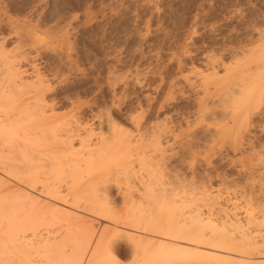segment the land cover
Listing matches in <instances>:
<instances>
[{
    "label": "rangeland",
    "instance_id": "rangeland-1",
    "mask_svg": "<svg viewBox=\"0 0 264 264\" xmlns=\"http://www.w3.org/2000/svg\"><path fill=\"white\" fill-rule=\"evenodd\" d=\"M1 40L4 41L6 50H12L21 40L31 63L51 81L45 95L47 105L54 108L55 113L61 114L64 120L72 118L69 121L80 122L81 126L88 128L86 131L91 128L92 132H97L100 114L104 118L107 115L115 128L123 130L122 133L125 132L135 140L136 146L146 144L151 139V125L153 127L156 124V127L159 123L167 124L171 133H174L160 137L165 150L172 144L164 151L165 160L159 162L161 165L142 160L143 157L152 155L148 151L151 146L144 151L145 146L142 145V148L139 145L134 157L139 156L144 162L141 163L136 158L135 168L132 167L129 173L112 175L111 180L102 184L97 181L94 185H81L82 189L88 185L83 190L85 192H88L90 186V189L98 187L94 194H101L108 187V198L113 208L115 207L114 210L118 211L116 214L120 215L122 210L121 196L125 192H131L136 197L137 189L143 184L157 189L164 187L169 195L193 200L195 204L191 201L190 206H195L196 210L201 209L202 212L212 208L208 206V210H205L207 205L203 203V199H209L216 193L220 194L223 203L229 198L231 202L235 199L238 201V192L264 198V91L254 93L259 94L262 104L259 109L250 112L247 126L241 128L237 135V125L227 122L226 125L218 123L216 126L214 120L210 119V113H205L203 117L197 114L195 89L187 86L183 80V76L190 75L192 79H196L199 72H205L203 59L206 54L226 63L230 59L229 51L239 58L242 52L247 53L253 48L252 54L261 62L260 72L264 73V0H0V42ZM179 58L181 67L176 63ZM217 72L219 75L223 73L222 69H217ZM52 77L54 80H51ZM167 93L170 94L169 97ZM74 106L75 109H72ZM205 124L210 129L219 126L222 128L214 134L208 131L206 133V129H202ZM102 128H105V124ZM172 135H175L178 143L171 139ZM96 138L94 136L93 140ZM166 141L171 144H166ZM179 142L184 146H179ZM76 144L74 141L75 146ZM0 179V200L7 198L10 204L19 202L18 205L26 200L23 195L28 187L26 181L15 179L6 173H0ZM51 182L47 180V183ZM55 183L57 191L61 192L59 195L53 194L51 198L42 193L40 184L32 189L40 194L34 193L39 196H35L36 200L40 198L38 201L41 204L48 203V208L49 205L54 206L53 201L57 202L52 208L53 211L55 208L58 210L56 215L46 211L47 218L51 214V217L56 216V220L60 221L50 223V236L63 235L73 227L71 234L76 235H72L73 240L76 237V242H84L89 236L88 232L93 237L96 235V240L104 230H113V221L109 215L104 217L103 213H96L85 207L87 211L83 209L82 202L73 201L70 196L62 197L67 191L66 180ZM234 193L236 195L233 196ZM16 196L22 197L18 200L19 197ZM199 202L204 205L199 207ZM236 203V211L243 217L239 201ZM39 231L37 232L43 233L46 230ZM73 246L70 242L67 248ZM124 260L123 262H127L126 258Z\"/></svg>",
    "mask_w": 264,
    "mask_h": 264
},
{
    "label": "bare ground",
    "instance_id": "bare-ground-1",
    "mask_svg": "<svg viewBox=\"0 0 264 264\" xmlns=\"http://www.w3.org/2000/svg\"><path fill=\"white\" fill-rule=\"evenodd\" d=\"M21 40L13 46L12 50H6L4 41L0 42V173H6L15 179H22L28 184L27 190H24L26 194H23L26 200H23L20 205H18L19 202L16 203L17 205L14 202L10 204L7 198H4V201L0 200L2 201L0 202V264H264V198H258L255 195L248 196L237 191L238 197L236 198L239 199V207L243 211V217H240L236 211L238 201L235 198L236 202L234 200L231 202L229 198L225 201L226 203L220 200L221 196L218 193L209 199L202 198L205 200L203 203L207 205L205 210H208V206L212 207L207 212H202L201 209L196 210L195 206H190L193 200L169 195L164 187L157 189L149 185L143 186V184L142 187L141 185L137 187L136 197L131 192L128 194L125 192L126 195L121 196L122 202L120 203H123V206L121 204L122 210L118 215L116 214L118 211L114 210L115 207L113 208L108 198V187H105L106 189L101 194H94L98 187L90 189V186L87 189L88 192L83 191L88 185L82 189V184H96L97 181L102 184V182L111 180L112 175L130 171L136 165L134 162L137 157L134 156L140 144L136 146L135 140L131 139L128 134L115 128L107 115H105L106 118L101 117L103 114L98 115L101 118L98 124L99 130L92 132L91 128L90 131H86L88 128L81 126L80 122H74L72 118H69L72 119L70 121L69 119L64 120L61 114L55 113L54 108L49 107L45 100L51 81L46 79L47 77L45 78L41 71L39 72L37 66L31 63L29 53L24 51V46L21 44L23 40L22 42ZM252 51L240 52L239 58L229 51L231 55L226 63L215 60L216 58L214 59L209 54L203 55L205 72L197 70L199 77L196 79H192L189 74V76L182 75L186 85L196 90H194V93L196 92L194 102L197 114L203 117L205 113H210V119L214 120L216 126L218 123L226 125L227 122L233 126L237 125V135L241 128L247 126L250 112L256 108L259 109L262 104L259 94L257 96L254 93L264 91V73L260 72L261 62L257 61ZM176 63L180 65V58L176 60ZM217 69H222V75L218 74ZM168 92L171 93V90ZM169 93L166 94L168 97ZM72 109H75V106ZM162 124L159 123L156 127V124L153 127L151 125V139L147 140L145 145L142 143L144 148L140 145L144 151L146 147L151 146L148 151L152 155L142 158L150 164L152 161L154 164L164 162L166 154L164 151L172 146L169 141H166V144L171 145L166 147V150L165 144L162 146L160 137L171 133L167 124ZM207 126L205 124L202 129L212 134L222 128L219 126V128L210 129ZM94 136H97L95 141ZM171 139L174 140L175 135H172ZM74 141L77 142L76 146ZM175 143H178L177 140ZM175 143L173 141V144ZM183 143H185L184 139ZM182 145L179 142V146ZM138 158L141 160V157L138 156ZM142 160L141 163L144 162ZM47 180L52 182L47 183ZM58 180H66L68 183L67 191L62 197L70 196L73 201L82 202L83 209L87 207L96 213L101 212L104 217L109 215L113 221V230L109 232L104 230L95 240L96 235L93 237L88 229L89 236L87 239L83 238L84 242L80 240L76 242L78 241L75 240L76 237L73 240V236H76L71 234L73 227L65 228L68 232L63 235L61 233L58 236H50L51 231L48 226L54 223L57 217H51L50 214L51 218L49 216L47 218L46 213L50 211L56 215L58 210L55 208L53 211V207L57 202L53 201L54 206L49 205L51 208L49 209L48 203H44L45 200H43L44 204L38 201L40 198L36 200V197H39L36 195L40 194L39 192L36 194V191L32 189L40 184L42 193L51 198L53 194L59 195L61 192H58L59 190L55 187L57 183L55 181ZM193 202L195 204V201ZM200 204L199 207L204 205L199 202ZM58 222L60 221L55 223ZM43 229L46 231L37 232ZM77 238L80 239L79 236ZM70 242L74 246L68 249ZM119 257L126 258L127 262H123L124 259L120 260Z\"/></svg>",
    "mask_w": 264,
    "mask_h": 264
}]
</instances>
